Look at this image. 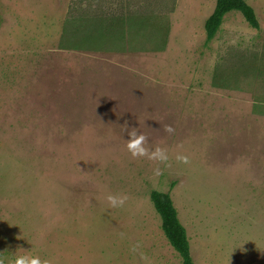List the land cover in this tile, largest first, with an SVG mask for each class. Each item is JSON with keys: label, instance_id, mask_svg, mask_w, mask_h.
Wrapping results in <instances>:
<instances>
[{"label": "rangeland", "instance_id": "1", "mask_svg": "<svg viewBox=\"0 0 264 264\" xmlns=\"http://www.w3.org/2000/svg\"><path fill=\"white\" fill-rule=\"evenodd\" d=\"M216 1L0 0L2 264H182L154 190L195 264H264V0H246L259 28L232 10L206 43ZM145 11L163 50L61 45L72 17ZM132 130L169 160L133 157Z\"/></svg>", "mask_w": 264, "mask_h": 264}, {"label": "trees", "instance_id": "2", "mask_svg": "<svg viewBox=\"0 0 264 264\" xmlns=\"http://www.w3.org/2000/svg\"><path fill=\"white\" fill-rule=\"evenodd\" d=\"M232 10L240 11L247 22L259 28L254 8L246 0H217L212 14L205 21L206 43L217 35L224 17ZM86 15V14H85ZM72 17L65 23L61 45L84 50H163L167 26H154L153 12L114 16ZM71 34V35H70ZM138 45V46H137ZM151 200L162 219V228L171 245L182 258V264H195L186 228L181 223L177 208L169 192L154 190Z\"/></svg>", "mask_w": 264, "mask_h": 264}, {"label": "clouds", "instance_id": "3", "mask_svg": "<svg viewBox=\"0 0 264 264\" xmlns=\"http://www.w3.org/2000/svg\"><path fill=\"white\" fill-rule=\"evenodd\" d=\"M165 131L172 132L173 129L171 126H165ZM128 135L130 138L127 140L126 147L133 157H147L150 160H156L161 163H166L169 160L167 149L157 145L154 150L150 151L146 147V136L143 133L137 134L136 130H132ZM175 158L183 164L189 163L187 155L177 154ZM154 172L155 175H160L159 168H156ZM107 200L110 207H119L124 205L127 196L109 194ZM14 264H49V261L47 259L42 260L39 256L19 255L16 256Z\"/></svg>", "mask_w": 264, "mask_h": 264}]
</instances>
